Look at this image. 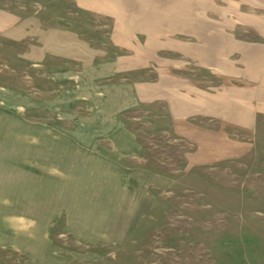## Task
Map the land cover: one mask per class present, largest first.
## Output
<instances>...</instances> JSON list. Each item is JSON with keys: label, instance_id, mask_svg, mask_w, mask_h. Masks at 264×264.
<instances>
[{"label": "rangeland", "instance_id": "1", "mask_svg": "<svg viewBox=\"0 0 264 264\" xmlns=\"http://www.w3.org/2000/svg\"><path fill=\"white\" fill-rule=\"evenodd\" d=\"M0 8L74 26L58 19L57 1L0 0ZM162 23L157 36H84L131 65L104 78L83 66L76 82L64 69L27 62L26 45L0 35V264H264V111L251 124L244 114L250 127L235 131L214 116L189 118L226 141L202 154L173 130L165 100L100 112L106 85L127 83L134 95L146 84L153 95L161 73L217 90L220 78L208 69L171 67L187 62L171 45L188 37ZM125 130L137 150L120 156L113 145ZM50 137L83 141L82 169L44 154ZM193 154L200 157L190 163Z\"/></svg>", "mask_w": 264, "mask_h": 264}, {"label": "crops", "instance_id": "2", "mask_svg": "<svg viewBox=\"0 0 264 264\" xmlns=\"http://www.w3.org/2000/svg\"><path fill=\"white\" fill-rule=\"evenodd\" d=\"M55 1L58 19L74 21V26H47L37 21L39 17L22 16L0 8V35L12 44H25L22 57L27 62L43 61L49 67L64 69L66 79L74 78L75 82L77 74L82 75L83 66L91 67V78L108 77L129 68V57L109 58L105 55L108 49L102 51L93 47L84 36L89 33L157 36L162 34V21L169 20L174 34L188 37L184 43L175 41L171 45V49L186 55L187 62L172 61L171 67L179 70L192 61L197 68L208 69L220 78L214 93L201 89L192 78L180 77L173 71L169 80L161 73L153 95L147 91L146 84L138 88L134 85V95L127 83L118 87L106 85L105 95L101 97L105 102L100 111L103 115L155 96L156 100H165L173 130L194 143L202 154L204 149L225 147L226 141L219 129L211 136L208 128L188 122L189 118L214 116L235 131L249 128L252 116L264 111V0H48ZM244 101L246 105L252 101V111L244 108ZM244 114L250 116L247 127L242 119ZM121 134L117 137L123 142L113 145L117 148L116 154L135 153L137 146L131 135L126 130ZM82 143L77 139L50 137L42 146L44 150L49 148L44 154L51 160L57 158L60 163L77 166L81 164L77 159L85 154L80 150ZM196 156L200 157L190 155L188 162L195 163ZM200 160L206 161L205 158Z\"/></svg>", "mask_w": 264, "mask_h": 264}]
</instances>
